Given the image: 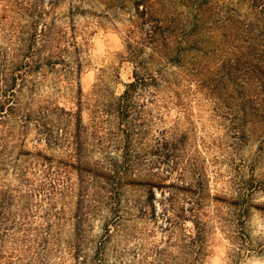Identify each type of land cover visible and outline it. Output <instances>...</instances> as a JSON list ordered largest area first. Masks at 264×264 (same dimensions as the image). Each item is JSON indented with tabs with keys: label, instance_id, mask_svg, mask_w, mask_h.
Instances as JSON below:
<instances>
[{
	"label": "trees",
	"instance_id": "1",
	"mask_svg": "<svg viewBox=\"0 0 264 264\" xmlns=\"http://www.w3.org/2000/svg\"><path fill=\"white\" fill-rule=\"evenodd\" d=\"M59 2L0 0V264H121L127 252L110 258L108 244L143 235L158 239L138 248L140 264H203L213 230L237 257L262 252L247 220L264 211L254 201L263 178L213 195L198 165L188 177L185 164L179 168L182 148L167 129L148 140L171 105L188 118L189 97L203 87L191 89L185 73L190 35L175 0L133 1L146 22L132 41L135 30L125 32L131 78L118 94L98 84L85 100L77 32L85 33L73 18L84 10L75 3L58 15ZM235 9L204 0V92L214 100L242 96L239 116L214 102V114L231 126L247 112L264 124V0H247L243 18ZM73 88L72 106L60 103ZM129 190L138 192L131 201Z\"/></svg>",
	"mask_w": 264,
	"mask_h": 264
},
{
	"label": "rangeland",
	"instance_id": "2",
	"mask_svg": "<svg viewBox=\"0 0 264 264\" xmlns=\"http://www.w3.org/2000/svg\"><path fill=\"white\" fill-rule=\"evenodd\" d=\"M47 3L49 0H43ZM134 0H60L55 11L58 15L67 14L70 6L75 3L84 10L83 14H74L75 25L85 34L82 36L78 30L77 41L82 47V56L85 63L79 75L81 99L92 97L93 90L98 84L104 85L109 93L118 94L123 89L125 82L131 78L133 65L125 60L126 36L128 28L135 30L136 34L131 41L141 33L142 23L146 22L134 12ZM209 1V0H206ZM212 1V0H211ZM217 4L228 5L236 8V17L243 18L247 12V0H214ZM183 2L185 6H182ZM178 23H185L184 32L190 35L188 57L186 60L187 78L191 79V89L196 82H201L203 87L194 91L196 97L190 99V115L182 116L178 108L170 106L166 109L164 120L159 126H152L148 137L157 134L159 129L165 128L169 135L179 140L181 168L185 164V171L198 165L204 173V189L210 194L230 196L233 194L236 183L247 178L264 179V124H259L252 114L245 115L238 124L231 126L229 117L215 115L214 102L222 111L231 112L237 116L242 115L240 107L241 95L230 94L236 100L223 96L217 100L210 98L204 92V0H175ZM201 13L198 14V10ZM151 18H149L150 20ZM179 27V25H178ZM233 29V28H231ZM227 28V32L231 30ZM83 37V38H82ZM178 70V68H174ZM72 89V88H71ZM73 90L66 89L58 98L65 106H72L76 101ZM222 98V99H221ZM218 102V103H217ZM88 111L82 110V118L87 120ZM157 131V132H156ZM153 137V136H152ZM27 146L31 147L29 140ZM53 155H59L52 152ZM178 169L171 178H176ZM171 178L166 179L170 182ZM158 189H154L156 197ZM166 192L167 189H164ZM137 191L129 190L126 200L137 195ZM255 203L264 204V190L254 194ZM158 210V206L156 207ZM140 225V222H138ZM137 224V225H138ZM148 227L153 226L152 221H147ZM96 229V228H95ZM214 233L206 247L203 264H264V250L258 254H249L237 257L233 254V247L223 238L218 230ZM247 231L252 243L264 242V211L255 210L247 220ZM158 237L138 236L121 241L112 240L108 244V255L113 258L115 252H127L122 255L121 264H140L138 248H149L157 243ZM150 257H148L149 260ZM69 262L67 261V264Z\"/></svg>",
	"mask_w": 264,
	"mask_h": 264
}]
</instances>
